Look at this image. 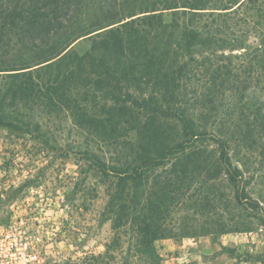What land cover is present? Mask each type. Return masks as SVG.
Here are the masks:
<instances>
[{"label": "rangeland", "instance_id": "1", "mask_svg": "<svg viewBox=\"0 0 264 264\" xmlns=\"http://www.w3.org/2000/svg\"><path fill=\"white\" fill-rule=\"evenodd\" d=\"M246 43L257 41L249 37ZM90 46L84 40L74 50L83 53ZM228 51L196 50L175 82L177 106L202 135L184 156L165 160L144 177L141 214L149 218L147 231L140 226L147 233L135 232L126 217L118 222L117 207L109 213L117 179L97 169L96 161L114 166L155 157L182 141V129L139 109H121L102 97L106 92L68 96L60 110L18 108L32 117L28 133L0 128V216L13 210L46 213L49 264H264L262 213L236 198L218 145L226 142L232 168L242 171L240 193L247 184L264 210V108L258 116L251 111L264 103V93L252 89L248 61L221 58L244 50ZM222 79L225 85L247 83L241 101L228 86L221 88ZM129 90L138 99L153 90L159 98L163 91L152 82L131 83ZM116 94L124 98V91Z\"/></svg>", "mask_w": 264, "mask_h": 264}, {"label": "trees", "instance_id": "2", "mask_svg": "<svg viewBox=\"0 0 264 264\" xmlns=\"http://www.w3.org/2000/svg\"><path fill=\"white\" fill-rule=\"evenodd\" d=\"M249 37L257 44H247ZM84 40L90 42V48L75 51V44ZM213 47L229 53L244 50L241 56L221 53V58L248 61L252 89L263 94L264 0H0V128L28 133L32 117L18 108L60 110L68 96L96 97L105 92L108 97H102L121 109L129 106L154 121L177 122L182 141L163 147L155 157L128 165L107 166L100 160L95 164L117 179L107 204L109 213L117 207V221L128 218L142 235L147 233L149 220L141 214L144 177L165 160L184 156L202 135L177 106L180 93L175 82L186 73L196 50ZM229 67H223L226 73L232 71ZM144 82L162 89L160 97L154 90L142 99L130 92L131 83ZM221 83L223 90L228 86L238 93L240 101L249 88L244 82L225 85L222 79ZM120 91L124 98L117 96ZM262 108L263 102L251 111L258 116ZM70 111L74 113V109ZM218 145L236 198L252 210L259 209L264 223V210L248 194L247 184L240 193L242 171L232 168L226 142L218 140ZM126 198L128 205L123 206ZM123 210L127 215H120Z\"/></svg>", "mask_w": 264, "mask_h": 264}, {"label": "built area", "instance_id": "3", "mask_svg": "<svg viewBox=\"0 0 264 264\" xmlns=\"http://www.w3.org/2000/svg\"><path fill=\"white\" fill-rule=\"evenodd\" d=\"M44 215L43 211L13 210L10 216H0V264H49L51 247Z\"/></svg>", "mask_w": 264, "mask_h": 264}]
</instances>
